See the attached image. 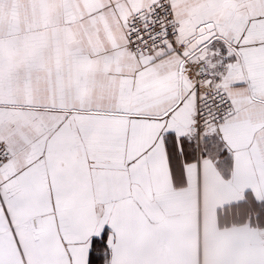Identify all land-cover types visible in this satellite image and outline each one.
<instances>
[{"label": "snow or ice", "instance_id": "snow-or-ice-1", "mask_svg": "<svg viewBox=\"0 0 264 264\" xmlns=\"http://www.w3.org/2000/svg\"><path fill=\"white\" fill-rule=\"evenodd\" d=\"M0 264H264V0H0Z\"/></svg>", "mask_w": 264, "mask_h": 264}]
</instances>
